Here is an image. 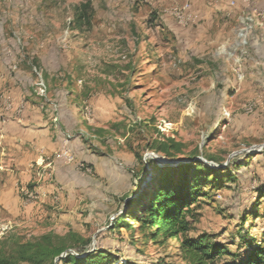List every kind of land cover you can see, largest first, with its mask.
Returning <instances> with one entry per match:
<instances>
[{"label":"rangeland","instance_id":"374dc122","mask_svg":"<svg viewBox=\"0 0 264 264\" xmlns=\"http://www.w3.org/2000/svg\"><path fill=\"white\" fill-rule=\"evenodd\" d=\"M85 4L92 27L80 30L75 14ZM186 5L195 24L173 14ZM223 7L233 13L226 22ZM241 20L252 25L246 39ZM39 77L46 98L59 90V114L62 105L89 124L86 133L69 129L70 140L110 158L111 169L96 181L80 171L84 193L59 183V210L33 208L13 220L0 207V241L53 233L69 254L87 246L118 264H186L177 242L153 241L136 223L116 226L140 212L138 196L163 168L179 166L159 162L176 161L219 173L195 175L201 195L189 238L211 236L237 256L217 264H240L264 246V0H0V101L35 102ZM20 119L0 108V125ZM173 144L172 158L158 151ZM8 165L0 146V184Z\"/></svg>","mask_w":264,"mask_h":264},{"label":"trees","instance_id":"16d2710c","mask_svg":"<svg viewBox=\"0 0 264 264\" xmlns=\"http://www.w3.org/2000/svg\"><path fill=\"white\" fill-rule=\"evenodd\" d=\"M75 16L77 29L92 27L90 4L82 5ZM177 147L180 145H161L158 151L167 158H172L171 149ZM150 164L154 165L153 162ZM162 171L163 176L157 177L152 187L138 196L136 204H139L140 212L125 213L116 222V226L129 228L130 223H136L139 232H147L146 235L153 241L177 242L180 256L186 264H217L218 259L224 255L237 257L226 248L214 244L211 236L204 235L198 239L188 237L191 231L188 215L201 195L199 184H196L199 178L195 175L198 173L217 177L218 171L201 164H182L175 168H163ZM27 190L35 192L34 186H29ZM59 240L58 236L49 233L28 242L13 238L11 241H0V264H118V258L114 254L105 250L89 252L87 246L70 249L80 254L71 255L68 253L69 248L60 244ZM64 253L68 255L55 263ZM240 264H264V246L255 247Z\"/></svg>","mask_w":264,"mask_h":264},{"label":"crops","instance_id":"0c3cea01","mask_svg":"<svg viewBox=\"0 0 264 264\" xmlns=\"http://www.w3.org/2000/svg\"><path fill=\"white\" fill-rule=\"evenodd\" d=\"M221 11V20L226 22V19H232L231 10L223 7ZM10 96L15 103L25 102L21 95ZM26 96L24 95L25 98ZM49 96L50 98L35 99V102L30 99L28 104L25 103V111L20 120L0 125V146L9 161V165L3 170L4 177L0 184V207L13 220L21 217L23 212L24 216H31L33 208L40 210L46 206V209L59 210V183H73V193H84L80 183L83 180L80 179V165L91 170L92 176L89 174L87 178L94 181L104 178L111 169L112 160L91 152L79 137L68 141L69 129L78 127L81 133H86L89 124L84 123L73 110L63 113L62 105L59 114V90L50 92ZM54 106L56 111L53 110ZM106 147L101 146V150L108 149ZM65 149L73 156L72 163L58 158ZM43 168L51 172V177L39 176ZM29 186H34L35 192L41 195L39 202L24 203L21 191L27 190ZM64 190L69 191L66 187Z\"/></svg>","mask_w":264,"mask_h":264},{"label":"built area","instance_id":"2783aa9c","mask_svg":"<svg viewBox=\"0 0 264 264\" xmlns=\"http://www.w3.org/2000/svg\"><path fill=\"white\" fill-rule=\"evenodd\" d=\"M174 16L179 20L181 24H195L198 21V16L191 11V8L189 5L184 6L182 11H177L173 13ZM241 29L239 30V38L241 39H246L247 34L250 32L252 29V25L250 24L249 20H241ZM237 76L239 79H243V74L240 73V71L237 73ZM38 92L37 95L40 98L45 99L47 95V87L45 84V81L42 77H39L38 83ZM0 108H4L7 112L13 113L15 116H21L24 111H25V102H20L15 103L12 99L7 98L3 101H0ZM54 111L57 110V108L54 106L53 108ZM68 140L71 139V136L67 137ZM59 159H65L67 162L72 163L74 161L73 156L69 152L68 149L63 150L59 155ZM39 168H42V166H38ZM80 171H83V173L86 174H91V170L85 166V165H80L79 166ZM50 176L51 177V172H48L47 168H43V171L39 173L40 177L43 176ZM25 197H26V203L27 204H32L39 202L41 200V195H39L36 192H31L29 190L25 191ZM71 255H76L75 252H70ZM68 255V253L63 254V258H65Z\"/></svg>","mask_w":264,"mask_h":264},{"label":"water","instance_id":"95a60500","mask_svg":"<svg viewBox=\"0 0 264 264\" xmlns=\"http://www.w3.org/2000/svg\"><path fill=\"white\" fill-rule=\"evenodd\" d=\"M164 160H166V159L164 158ZM159 163L162 164V165H164V164L165 165L166 164L167 165H180V164H182L181 162H176V161H167L166 163H161V162H159ZM60 259H63V256H61L60 258H58L55 263L59 262Z\"/></svg>","mask_w":264,"mask_h":264}]
</instances>
